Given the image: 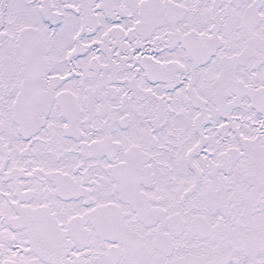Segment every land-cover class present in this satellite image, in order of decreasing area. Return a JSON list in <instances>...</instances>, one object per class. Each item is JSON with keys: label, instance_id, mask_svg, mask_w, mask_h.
I'll use <instances>...</instances> for the list:
<instances>
[{"label": "snow or ice", "instance_id": "obj_1", "mask_svg": "<svg viewBox=\"0 0 264 264\" xmlns=\"http://www.w3.org/2000/svg\"><path fill=\"white\" fill-rule=\"evenodd\" d=\"M0 264H264V0H0Z\"/></svg>", "mask_w": 264, "mask_h": 264}]
</instances>
